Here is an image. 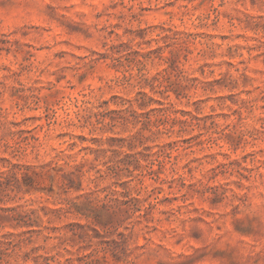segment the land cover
Segmentation results:
<instances>
[{
  "label": "clouds",
  "instance_id": "clouds-1",
  "mask_svg": "<svg viewBox=\"0 0 264 264\" xmlns=\"http://www.w3.org/2000/svg\"><path fill=\"white\" fill-rule=\"evenodd\" d=\"M0 264H264V0H0Z\"/></svg>",
  "mask_w": 264,
  "mask_h": 264
}]
</instances>
